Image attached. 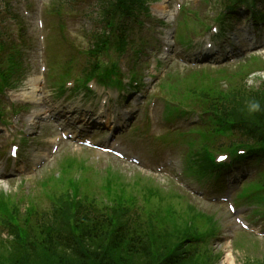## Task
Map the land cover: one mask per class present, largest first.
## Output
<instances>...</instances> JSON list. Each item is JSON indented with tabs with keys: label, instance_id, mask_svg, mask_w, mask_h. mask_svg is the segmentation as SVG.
<instances>
[{
	"label": "rangeland",
	"instance_id": "obj_1",
	"mask_svg": "<svg viewBox=\"0 0 264 264\" xmlns=\"http://www.w3.org/2000/svg\"><path fill=\"white\" fill-rule=\"evenodd\" d=\"M179 1L184 9H189V12L192 13L191 15L187 14L183 16V13H181L180 17L177 18L179 15L176 14L177 10L174 8V0H162L152 5L153 17L160 16L164 9L166 10L169 19L168 23H172V29L175 31L174 41H176L177 48H179V46L190 45L193 39L208 31L211 25H218L216 22L220 23L222 33L227 35L225 38L221 37L223 39L222 42H227L228 38L242 35V29L240 27L241 19L233 20L225 17L226 11L220 7L222 6L220 4L222 0ZM15 2H17V0L13 1V3ZM47 2L50 4V0H47ZM20 5V3L16 6L13 5V8L16 9ZM2 10L0 5V12ZM45 21L52 25V31L46 38L48 47L47 59L45 61L47 68L46 72L42 73L41 69H39L43 60L39 54L40 33H31V28L33 26L30 20H28L27 25L29 26L30 32L28 33L29 38L27 40V46L31 47V53L26 54L25 57H20L23 62L21 65L23 76H21V78L26 80L22 87H24L26 91L31 90L35 92L33 86L36 84L38 91H40L39 95L43 98L45 103L44 107H47V110H49V108L53 106V102L58 100L56 97L60 95L56 96V94L61 92L62 86L66 82H75L72 80L75 79L77 83L75 82L74 86L71 87L72 91L65 95L69 100L65 103V106H67L71 112L77 108L78 103L82 105V103L89 102L88 97H84V91L73 92V90L76 86L78 87L80 79L86 81L85 75L87 73H84V71L88 70V64L91 62L88 56L90 50L89 43L91 40L90 33L92 31L91 26L88 24L86 27L82 28L85 26V23L82 25H80L79 22L76 25L70 23L71 26L67 25V30H63L62 32L60 30V25L63 22L61 19L53 21V17L48 15ZM151 25L152 24H148V27H151ZM150 31H157V26L150 28ZM129 39L131 40L132 36ZM245 45L246 42L244 43L243 40L236 41L234 44L236 48L241 49ZM16 46V48L20 50L17 43ZM112 50L113 48L108 51L109 54L107 56H101L98 64L100 68L99 75L109 80L111 79V81H113L114 78H118L120 74H125V76H127L129 70L134 67L133 64L137 60L135 55L120 56L118 50L115 48L114 51ZM254 53L256 54H251V56L246 55L248 57L240 63H231L232 65L221 67L209 68L207 66H202L200 68H186V65L180 61L179 63L181 65L175 63L173 66L167 67V64H164L160 70L161 78L164 76L162 80L167 77L170 70L175 71L177 74L176 77L171 78L167 82L168 87L160 88L159 85L157 86L156 84L151 85L149 88L146 83L142 86V93H138L136 87L131 86L132 89L130 93L132 95L136 93L135 96L131 98L133 99L132 105L135 104L136 101L134 100L138 99L139 96L147 94L148 97H157L156 93L158 91L164 93L167 96L166 98L171 97L173 101L175 100L178 102L176 103L174 101L175 104L171 105L165 98H160L156 106L157 112L153 113L150 117L148 114L142 116L143 112L136 114L137 117H141L138 122L139 130L142 135L140 140H138L139 142L137 141L138 137L136 138L134 135V133L137 132L136 129L130 134L119 138L125 144L128 143L132 145L135 151L142 157L143 162H150L149 168L144 165L143 167H137L131 163L122 162L118 159L116 160L107 154L104 155L95 150L92 151L86 148H80L73 143L67 142L60 148L58 153L54 155L51 154L48 161L39 166L41 167L40 169L35 168L32 170L31 168L35 167L41 159H45L44 154L52 147L50 138L56 136L57 133H55V129L50 126L49 128L45 127V129L40 128L39 133H33L34 135H31L28 130V118L30 115L34 114V112H42V108L38 107L36 110L32 108L17 110L18 117L14 119V115L17 114V112L15 113L16 108L5 103V100H0L1 116L3 112L6 111L4 107H7L9 111L6 113L5 118H10L12 122V124L8 125L5 129V135L1 136L0 134V151L8 158L10 144H19L21 146V152L23 153L22 165L28 168V172L18 178L13 177L6 181L0 180V189L8 193L18 192L19 189H21V192L25 194V200L28 202L24 207L29 206L31 202H34L37 206L46 205L49 201V195L53 191L64 192L74 190L71 184L72 182L68 181L70 179H74V183L76 184L75 187H77L80 194L87 192L91 195L93 193H98L101 197L112 196L113 198H118L120 196H133L139 199L143 198L146 203L150 202V204L154 205L155 209L162 210V220H165L173 213L176 215L177 229L173 230L171 237L185 231V229H187L186 225H192L193 222L191 215L187 214L185 211H175V207L178 210L192 208V210L196 211V214L200 216V218H198L195 215V220L216 215L220 220L219 227L224 229V236L219 239L216 244H214V242L213 244L209 243L212 249L211 251L198 257L197 260L186 261L184 264H214L218 258L220 259L215 264H246L254 261L255 258H264V236L260 234L264 232V222L261 221L256 226L254 225V232L251 230L248 232L254 235L256 234V237L254 235H252V237L245 236L246 233L242 232V228L237 225L233 214L230 213L225 206H212L202 201L196 195L192 197L179 187L184 186L185 189L190 191V188L197 184V179L192 176H187L184 170H189L191 165L190 162L196 159V153L199 149L205 143L213 145L216 138L208 135H202L201 137L200 132H193L192 134L184 133L182 136L179 133H170L167 138L163 137L169 133L170 126L173 125V118L170 119L169 123L164 118L169 108L176 110L178 108L176 105L184 104L200 110L201 106L196 103V100L191 95H187L188 90L196 85L214 83V80L217 79H224L225 81L235 79L237 84H241L243 79L248 78L249 88L255 90L264 87V49L260 52L255 51ZM254 57H256V59ZM140 59L141 63H139L141 64L142 73L144 74L145 70L150 65V58L147 59L148 62L145 64H143L142 61H145L146 58L141 57ZM105 63H108L110 66L109 70H107ZM143 74H141L142 77H140L138 81L144 77ZM162 80L159 82L160 85L163 84ZM223 83H225L223 87L226 89L229 83ZM40 97L34 101L38 102ZM219 98L220 97L217 99ZM63 101V98L60 99V103ZM148 103L149 102H147L146 106ZM85 111L89 110L84 109L83 112ZM159 119H161L162 124L160 128ZM212 123V127H217L214 122ZM205 125H209V123L207 122ZM50 131L54 132V134H48ZM228 135L229 134L224 133L222 135H216V137L218 140L224 141L228 139ZM173 140L179 144H173L171 146L169 143ZM184 151H186L185 156H183ZM160 153L164 155L171 154V160L174 162L173 168H175L178 174H182V171H184L185 177L182 175L181 178L175 179L156 172V167L160 166L164 159L162 155H159ZM68 157L69 159L71 158L70 162H67ZM203 157L206 159L209 157V154H203L202 158ZM187 161L189 163L184 167ZM62 164H67V166L61 175ZM211 165L212 164L208 163V168L215 170L216 166L211 167ZM8 166H10V164H8ZM263 166V162H258L251 169H256L254 173H257L258 170L263 169ZM50 178H52V180H50ZM261 192L260 194L264 196V191ZM179 193L184 195V198H182ZM185 197L188 199H185ZM179 198L183 201V204H179L176 201V199ZM240 201L241 203L243 202L241 196ZM262 209H264V207ZM100 233L101 232H99L98 235H100ZM33 235L35 234H29L28 236L22 235L21 239L32 238ZM11 237L12 235L10 236L8 233L0 234V240L10 247L14 245L15 240ZM92 239L95 240L97 237H93ZM97 246L98 245H95V247ZM29 253L32 254V257L35 256L33 252ZM3 254L4 255L0 257V264H11L12 260L8 259L7 255L8 250L4 249ZM66 254H68L67 257L71 255L69 252ZM121 255L123 254L117 253V257ZM136 258L140 259L138 257ZM59 259L60 257H55L54 262ZM130 259L132 260L133 257Z\"/></svg>",
	"mask_w": 264,
	"mask_h": 264
},
{
	"label": "trees",
	"instance_id": "obj_2",
	"mask_svg": "<svg viewBox=\"0 0 264 264\" xmlns=\"http://www.w3.org/2000/svg\"><path fill=\"white\" fill-rule=\"evenodd\" d=\"M224 1L230 8L245 0ZM66 2L72 4L74 9L78 7L72 0ZM117 2L99 0L91 16H99L98 23L106 28L112 15L116 13L117 18H121L125 14L122 8L129 14L131 7H127L123 0ZM82 10L87 12L86 9ZM98 33L99 29L96 28L95 36ZM104 37L103 33L98 36L100 44ZM232 90L237 99L233 97L229 105L223 103L220 117L231 120L238 129H242L250 137L248 142L264 143V92L249 93L242 84L234 85ZM205 94L209 97V94ZM219 94L218 101H228L223 92ZM215 96L213 94L209 98L215 101ZM253 102L261 105L260 111H248ZM209 108L214 106L210 104ZM74 190L56 195L59 197L54 198L53 204L47 208L31 205L27 213H20L13 206L0 211V227L15 237L11 247L0 240V257L6 254L3 252L7 249L11 264H181L171 253L172 246L174 249L177 244L190 246L207 237V226L203 219H194L192 225H186L185 231L171 237L173 230L177 229L176 215L173 213L162 220V210L155 209L154 205L141 208L134 217L129 216L128 211L119 209L108 219L103 218L94 203L83 204L90 199L87 194L84 195L86 201L74 202L72 199L77 197L78 189ZM6 216L9 218L3 220ZM29 234L35 235L21 239L22 235ZM93 237L97 239L93 240ZM29 252L35 256L32 257ZM65 252L71 255L67 257ZM118 252L123 255L117 257ZM55 257L60 259L54 262ZM256 263L264 264V260Z\"/></svg>",
	"mask_w": 264,
	"mask_h": 264
},
{
	"label": "clouds",
	"instance_id": "obj_3",
	"mask_svg": "<svg viewBox=\"0 0 264 264\" xmlns=\"http://www.w3.org/2000/svg\"><path fill=\"white\" fill-rule=\"evenodd\" d=\"M261 110V105L257 102H253L249 105L248 111L254 113Z\"/></svg>",
	"mask_w": 264,
	"mask_h": 264
},
{
	"label": "bare ground",
	"instance_id": "obj_4",
	"mask_svg": "<svg viewBox=\"0 0 264 264\" xmlns=\"http://www.w3.org/2000/svg\"><path fill=\"white\" fill-rule=\"evenodd\" d=\"M34 94H35V92L24 93V94H22L21 96H22L23 98H25V100L27 101V100H33V98H34Z\"/></svg>",
	"mask_w": 264,
	"mask_h": 264
},
{
	"label": "snow or ice",
	"instance_id": "obj_5",
	"mask_svg": "<svg viewBox=\"0 0 264 264\" xmlns=\"http://www.w3.org/2000/svg\"><path fill=\"white\" fill-rule=\"evenodd\" d=\"M223 159V158H222Z\"/></svg>",
	"mask_w": 264,
	"mask_h": 264
}]
</instances>
